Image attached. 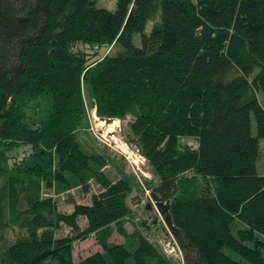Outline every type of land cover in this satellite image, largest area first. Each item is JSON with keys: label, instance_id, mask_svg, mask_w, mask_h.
Returning <instances> with one entry per match:
<instances>
[{"label": "trees", "instance_id": "1", "mask_svg": "<svg viewBox=\"0 0 264 264\" xmlns=\"http://www.w3.org/2000/svg\"><path fill=\"white\" fill-rule=\"evenodd\" d=\"M115 46L93 61L82 50ZM84 93L98 117L131 118L128 137L158 178L148 188L198 253L186 264H264V0H0V231L7 217L27 231L0 264H171L123 228L136 184L123 171L112 181L114 158L79 139L94 141ZM20 146L29 154L8 170ZM90 180L100 191L68 214L41 197L88 192ZM113 230L123 243L108 241ZM89 236L101 251L74 262Z\"/></svg>", "mask_w": 264, "mask_h": 264}, {"label": "rangeland", "instance_id": "2", "mask_svg": "<svg viewBox=\"0 0 264 264\" xmlns=\"http://www.w3.org/2000/svg\"><path fill=\"white\" fill-rule=\"evenodd\" d=\"M94 1L96 2V5L98 7L106 8L108 10H113L117 2V0H94ZM153 22L154 21L149 22L147 24L146 33H149ZM133 43L136 46L140 45L139 35L134 36ZM119 49L120 48L117 46L113 48L110 47L109 49L101 48L98 50H95L94 48L92 49L82 48V50L86 52L88 56H90L89 61H93L94 59H100L102 56L107 54H115ZM259 99L261 102H263L261 95H259ZM84 102L86 109L85 121L87 128L88 117L86 113H88L89 110L92 109V107H90L89 100L85 93H84ZM45 107H46L45 102L39 105L41 112H43ZM27 116L30 117L29 110L27 111ZM42 116L43 114L39 113L37 118L38 119L42 118ZM130 121H131L130 117H127L125 120L121 121V131L119 133V136L124 140L128 141L131 145H133V143H131V139L128 137L129 136L128 126ZM86 128L84 129V132H86ZM251 132L252 135H255V123L253 120L251 123ZM89 138H92V136H90ZM79 139L84 143H88L90 146H93L98 151L104 150L112 158H114V161L110 162L108 166L104 169V173L112 181H116L120 178V173H121L120 171H123L125 174L129 173L131 174L132 178H134V183L136 184V187L132 188L131 193L126 198L127 206L130 209V214L126 218H124L123 228L127 233H132L135 229L138 230L145 237V239L150 243H152V245H154L157 248V250L163 255L157 241L164 239V237L166 238L165 240H170L171 237L169 236L168 229L165 227L163 217L156 210V208L154 207V211L156 213V219H157L155 224L153 222V219L147 216V213L144 209L146 203H149L151 201L145 192L146 190L152 192L150 188H148V185L152 187L158 183V178L152 174L147 162L141 165V172L137 170L136 172L132 170L131 165L124 158V156L117 153L116 150L110 145L108 146L106 144H102L97 140H95L94 138H92L94 141H89L86 135L79 136ZM183 143L192 148H195L197 146L196 143L193 142L192 140H185L183 141ZM27 148H25V146H20L19 148H15L6 153L5 166L8 170L17 166V164L21 163L25 159V157L28 156L29 149ZM259 148L260 151L256 164L257 173L260 176H264V139L259 140ZM52 190L49 191L42 190L43 193L41 197L42 198L49 197L50 200L53 202V205H55L56 210H58L61 213L68 214L71 212L72 205L74 204H84V205L89 204L90 195L97 194L100 191V187L93 180H90L88 182V192H83L78 187L75 188L74 190L71 189L70 191H66V193L59 192L57 194H53L54 192ZM16 210L18 211L25 210L24 204L22 205L20 204L19 207L16 206ZM6 221H7L6 223L9 224H6V226L1 227V231H0V258L2 252L9 245L17 242L18 240L27 238L26 237L27 231L25 229L20 228L17 223L12 224V222L8 220V217ZM77 221L79 223L80 228L82 229V226L84 225L83 220L78 218ZM68 232H69L68 228L62 226L55 232V235L57 237H61L68 234ZM108 241L115 244H120L124 242V239L118 233H116L115 230H113L112 236L109 238ZM176 243L179 249L184 253V250L181 247V245L178 242ZM98 251H101V248L97 244L94 236H89L86 240L82 242H74L72 245V256L74 262L81 260L82 258H85L86 256ZM166 259L171 264H180L178 262L173 261L172 259L169 258Z\"/></svg>", "mask_w": 264, "mask_h": 264}, {"label": "built area", "instance_id": "3", "mask_svg": "<svg viewBox=\"0 0 264 264\" xmlns=\"http://www.w3.org/2000/svg\"><path fill=\"white\" fill-rule=\"evenodd\" d=\"M86 114L88 117L86 132L98 142L113 147L117 153L124 156V158L129 162L132 170L141 172V165L147 162L146 158L142 155L138 147L131 145L128 141L119 136L121 131V120L111 119V122L105 125L104 122H99L100 117L96 115L95 107H92V109H90ZM145 192L150 198V202L153 204L151 199L152 192L149 190H146ZM165 227L168 229L166 225ZM168 231L169 236L171 237L170 240H165L166 238L164 237V239L157 241L163 255L175 262L185 264L186 259L184 253L179 249L176 243L178 240L174 237L169 229ZM172 236L175 238V240Z\"/></svg>", "mask_w": 264, "mask_h": 264}, {"label": "water", "instance_id": "4", "mask_svg": "<svg viewBox=\"0 0 264 264\" xmlns=\"http://www.w3.org/2000/svg\"><path fill=\"white\" fill-rule=\"evenodd\" d=\"M99 122H104L105 125L109 124L111 122V119L109 118H103L100 117L99 118ZM151 199L152 202L146 203L144 209L147 213V216L151 219H153L154 224L156 223V213L154 211V207L156 208V210L160 213V215L163 217V220L165 222V225L168 227V229L170 230V232L174 235V237L177 239L179 237V232L174 228L172 221H171V217L170 215L167 214V203H163L160 198L154 194L153 192L151 193ZM183 250H184V256L187 262H198L199 261V256L198 253L196 251V249L194 248V246L190 243L187 242L184 244L183 246Z\"/></svg>", "mask_w": 264, "mask_h": 264}]
</instances>
